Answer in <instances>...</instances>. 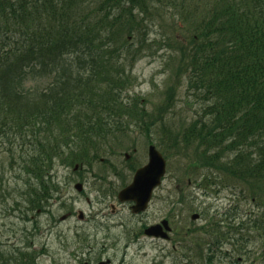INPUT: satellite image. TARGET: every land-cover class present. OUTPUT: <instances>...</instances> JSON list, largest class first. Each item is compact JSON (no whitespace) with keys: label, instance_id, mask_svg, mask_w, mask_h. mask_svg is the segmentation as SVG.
I'll use <instances>...</instances> for the list:
<instances>
[{"label":"trees","instance_id":"obj_1","mask_svg":"<svg viewBox=\"0 0 264 264\" xmlns=\"http://www.w3.org/2000/svg\"><path fill=\"white\" fill-rule=\"evenodd\" d=\"M201 2L0 0V205L18 211L25 244L0 240V264H40L26 248L27 211L44 208L58 160L96 157L92 135L101 127L159 123L163 152L183 151L203 173L204 194L228 187L237 199L227 210L237 212L241 199L257 210L242 235L208 217L212 245L241 251L253 229L264 241V0ZM157 16L182 21L188 41L167 43L176 59L171 83L149 112L138 94L122 93L135 82L132 66ZM182 73L198 109L173 129L167 113Z\"/></svg>","mask_w":264,"mask_h":264},{"label":"rangeland","instance_id":"obj_2","mask_svg":"<svg viewBox=\"0 0 264 264\" xmlns=\"http://www.w3.org/2000/svg\"><path fill=\"white\" fill-rule=\"evenodd\" d=\"M209 0H202L201 3H206ZM155 26L151 27L146 35L144 45V55L140 57L133 66V74L137 77L136 84L131 92L138 93L146 98L147 108L153 109V105L161 101L162 91L170 83L168 76L172 73L176 59H173L169 54V46L167 43L176 42V37L188 41V33L184 30V24L178 20V23L173 26L170 19L163 17L161 19L157 16ZM171 39V40H170ZM148 50V51H147ZM186 77L182 73L180 75V81L176 86V106L172 108L168 113L169 122L174 126L173 129H177L178 126L186 120L190 119V116H194L197 106L191 105L192 101H188L186 97ZM131 92H129L131 94ZM151 109V110H152ZM150 136L152 140L159 141L162 135L163 129L159 123L154 124L149 128ZM122 146H116L113 144L115 152L108 158L112 160L121 170L123 174L127 175V181L131 179L132 173L126 168L139 165L145 162L147 159V144L146 136L139 132L135 135L134 131H131L128 136L123 137ZM135 145V146H134ZM135 149L133 150V148ZM191 150H185L188 154ZM107 150L101 151L100 156H107ZM128 153L129 157L125 159L124 154ZM183 151L175 154L166 159L167 171L162 180L161 185L156 189L152 200L150 202L148 213H153L157 210V217L165 216L169 210L174 211V229L176 235L174 239L181 240V236L184 235V229L198 228L206 224L207 217L200 214L198 219H191L190 214L194 209L198 211H204L209 217L214 220H219L220 225L225 226L222 229L226 230L227 223L240 229L241 235L244 232L245 220H248L249 211L256 212L254 204L250 199H241L238 201L239 209L237 212L227 210L229 206L236 203V195L231 194V190L228 187H224L218 194H204L203 190L197 187L196 179L202 178V172L198 169L188 166V159L185 158ZM87 166L73 171L72 166L62 167L58 166L56 171L57 180L60 181V194L67 200L75 198V208L84 210L85 213L94 212L95 210H109L108 204L114 202L112 196H109L107 200L97 201V194L93 189V175L90 169H86ZM93 171L104 169V166H94ZM107 173L106 175H109ZM74 180V181H73ZM79 180L84 185V194H78L74 188L73 183ZM112 182L114 177H110ZM189 181V184H187ZM116 186L120 188V181L117 180ZM118 188V189H119ZM212 188V187H211ZM185 191L184 195L190 193V201L188 203H174L179 192ZM89 200V201H88ZM190 206V207H189ZM59 202L52 207V212L55 217V221L50 225L51 220L49 214L44 213L39 216L40 229L35 235V242L38 246H44L46 252L41 254V264H98L97 256H100V260L110 259L109 264H183L187 261L191 264V260H185L186 253L182 247L177 244L176 248H173L171 244L176 242H156L151 244L149 241H145L144 245L136 244L135 242L125 245V238L123 236L124 228H115L112 231V236L106 235L104 227L99 228L97 235L95 232V222L90 221H78L76 217H71L65 221L60 220V215L65 210H58ZM120 208V209H119ZM117 210H120L116 215L111 216L112 219L123 218L124 224H127L130 232L136 231L138 223L134 218L129 215V209L126 205L118 206ZM8 213V211L6 212ZM229 214V218L226 217ZM18 215L16 211L9 212L8 218H3L0 214V234L2 235V242L11 244L18 241L20 233L12 234L9 226L12 223H16V226H20L18 222ZM227 218V219H226ZM232 219V220H230ZM224 220V222H222ZM243 221L238 224V222ZM221 226V227H222ZM84 233L87 236V240L82 242L80 237H77L76 233ZM197 232V231H196ZM192 233V239L195 237ZM252 241L248 244H241V248H246L244 251H233L231 245L225 244L222 247V253L220 259L214 261V264H235L236 258L239 252H242L245 260L244 264H249L246 261H252L253 259L257 264H264V260L260 256L264 255L262 247H264L263 241L256 236L254 229L251 231ZM118 238L117 244H114V238ZM236 238L239 234L235 235ZM6 239H8L6 241ZM177 240V241H178ZM196 238L194 239V241ZM104 244L103 250L99 249ZM239 246V247H240ZM224 253L230 254V258L223 257ZM176 260V262H175ZM195 260V264H204L202 259ZM201 260V261H200ZM197 262V263H196Z\"/></svg>","mask_w":264,"mask_h":264},{"label":"flooded vegetation","instance_id":"obj_3","mask_svg":"<svg viewBox=\"0 0 264 264\" xmlns=\"http://www.w3.org/2000/svg\"><path fill=\"white\" fill-rule=\"evenodd\" d=\"M112 202H110L109 208L110 210H96L93 214H91L87 219H93L96 222V229H98L99 227H107L108 231L109 228L111 229H115L120 228V226H124V219L123 218H117V219H112L111 216L116 215L120 210H116L117 205H113L112 206ZM120 206L121 205H127L128 208L130 207L131 203H118ZM120 209V208H119ZM146 211L143 212H139V213H133L129 210V215L131 218H134L135 221L138 223V228L136 231L130 232L129 230H126V232H124V237L126 238L125 241V245H128L130 243L135 242L136 244L139 245H144L145 241H149L151 244H155L156 242H176L171 244L173 248L177 247V244H179V241H176V239H174V235H176V231L174 229V211L176 210H169V212L163 216V217H157V210H155V212L148 213ZM71 210H68L67 213L68 215L71 214ZM157 213V214H156ZM163 220H166V226H168L169 228H166V226L159 228H155L154 230H150L148 232H146V229L148 226L153 225V224H158L161 223ZM98 234V232H97ZM114 240L119 241V239L116 237L114 238ZM104 249V244H102V248L101 250ZM189 258V257H186ZM209 258V257H208ZM260 258H262L264 260V255L260 256ZM243 259H245L244 257H237V262L235 264H244ZM107 260L110 261L109 258H107ZM176 262V260H175ZM207 262V261H206ZM249 262V264H257L256 261L253 259L252 261H246ZM208 263V262H207ZM183 264H188L187 261H184ZM194 264V263H191ZM209 264V263H208Z\"/></svg>","mask_w":264,"mask_h":264},{"label":"water","instance_id":"obj_4","mask_svg":"<svg viewBox=\"0 0 264 264\" xmlns=\"http://www.w3.org/2000/svg\"><path fill=\"white\" fill-rule=\"evenodd\" d=\"M164 172L165 160L163 156L155 146L150 145L147 164L136 171L132 183L120 191L119 198L121 200L134 199L133 211L145 209L152 189L160 183Z\"/></svg>","mask_w":264,"mask_h":264}]
</instances>
